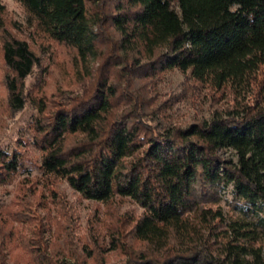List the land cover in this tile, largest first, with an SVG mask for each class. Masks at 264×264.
<instances>
[{"label":"trees","instance_id":"16d2710c","mask_svg":"<svg viewBox=\"0 0 264 264\" xmlns=\"http://www.w3.org/2000/svg\"><path fill=\"white\" fill-rule=\"evenodd\" d=\"M16 1L26 23L0 0L4 109L30 102L36 114L27 136L0 145V186L25 169L29 144L42 178L24 177V192L0 205V264L18 246L26 264H85L92 255L49 250L39 238L48 215L34 206H47L27 191L49 179L105 204L141 206L107 225V249L122 264H264V0ZM52 64L69 86L49 96ZM174 70L231 106L164 123L172 103L159 100L158 85ZM227 185L229 205L246 216L226 213Z\"/></svg>","mask_w":264,"mask_h":264},{"label":"rangeland","instance_id":"374dc122","mask_svg":"<svg viewBox=\"0 0 264 264\" xmlns=\"http://www.w3.org/2000/svg\"><path fill=\"white\" fill-rule=\"evenodd\" d=\"M2 1L13 18L26 23L27 14L18 1ZM54 59H57L61 64L63 55L58 54ZM55 66L52 64L51 74L46 76L44 89L49 96L58 95L59 91L65 92L66 87L69 86V79L62 77L60 67ZM34 82L35 76L31 74L26 79V84L33 86ZM190 82L192 81L189 77L178 70H174L167 72L158 85L159 100L171 98L172 103L167 110L169 117L166 121L163 120L164 123L172 121V123L185 124L194 118L209 117L214 108L221 109L231 106L232 100L223 97L221 93L216 91L212 93L205 87H195ZM5 96L6 90L2 83L0 65V106L3 104V108H0V145L10 148L18 138L29 134L27 133L29 124L36 114V108L27 102L18 110L6 111L4 109ZM225 154L234 157L231 149H227ZM27 156L25 169L9 183L0 186V205L24 192V189H20V181L24 177L42 178V171L39 168V151L29 144ZM42 181H39V186H35L34 190L27 192L31 193L29 194L31 202L37 204L36 202L41 199L47 206L46 208L34 206V209L41 215H48L44 219V221L47 219L44 225L46 229L40 231L42 234L39 238L45 240L49 250L62 249L63 246L64 249L75 250L78 254L86 255L87 252H90L92 255L89 258L86 257L85 264H98L101 260L99 258H104L103 264H122L124 255L120 251L107 249L109 246V237L106 234L107 225L112 224L118 215L126 217L137 215L142 210L141 206L128 198L115 197L113 204H105L85 198L74 190L65 179H49L45 186L42 185ZM232 198V186H224L221 191V202L226 213L232 217L246 216L239 207L231 208L229 203ZM262 251H264V247H262ZM29 256L30 254L25 248L18 246L9 256V264H13V258L18 264H26L30 259ZM70 262L73 263V259Z\"/></svg>","mask_w":264,"mask_h":264}]
</instances>
